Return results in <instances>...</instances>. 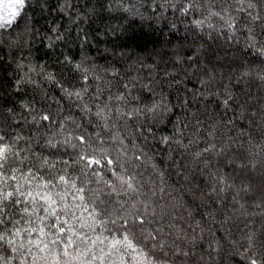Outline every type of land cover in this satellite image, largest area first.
I'll list each match as a JSON object with an SVG mask.
<instances>
[{
    "label": "clouds",
    "instance_id": "1",
    "mask_svg": "<svg viewBox=\"0 0 264 264\" xmlns=\"http://www.w3.org/2000/svg\"><path fill=\"white\" fill-rule=\"evenodd\" d=\"M26 7L0 28V264H264V0Z\"/></svg>",
    "mask_w": 264,
    "mask_h": 264
},
{
    "label": "rangeland",
    "instance_id": "2",
    "mask_svg": "<svg viewBox=\"0 0 264 264\" xmlns=\"http://www.w3.org/2000/svg\"><path fill=\"white\" fill-rule=\"evenodd\" d=\"M23 0H0V21H10L21 7Z\"/></svg>",
    "mask_w": 264,
    "mask_h": 264
},
{
    "label": "trees",
    "instance_id": "3",
    "mask_svg": "<svg viewBox=\"0 0 264 264\" xmlns=\"http://www.w3.org/2000/svg\"><path fill=\"white\" fill-rule=\"evenodd\" d=\"M27 0H23V3L21 5V7L19 8L18 12L14 15V17L12 18V20L10 21H0V28L7 26L9 24H12L16 21L17 17H20L22 15V13L27 11ZM73 35H75V29L73 27Z\"/></svg>",
    "mask_w": 264,
    "mask_h": 264
}]
</instances>
